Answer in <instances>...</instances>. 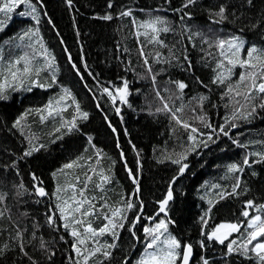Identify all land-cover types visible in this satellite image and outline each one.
<instances>
[{"label": "snow or ice", "instance_id": "snow-or-ice-1", "mask_svg": "<svg viewBox=\"0 0 264 264\" xmlns=\"http://www.w3.org/2000/svg\"><path fill=\"white\" fill-rule=\"evenodd\" d=\"M69 8L73 7V0H65ZM199 3V0H181L177 8H172V0H163L162 4L151 10V15L142 21H136L133 9L128 6L115 5V0H108L106 7L120 10L114 16L112 12H105L103 16L97 17L105 21L113 19L131 18L135 26L134 35L137 38L144 37V42L159 49H167L165 56L160 51L145 53V43L139 45V57L147 76L141 79H149L153 85L152 92L155 99L159 101L156 113L167 115L176 125L181 126L188 132V147L179 153L175 158L166 157L171 163L178 165L176 175L169 181V188L166 195L157 201V208L152 215H145L144 202L139 199L140 186L138 174H133L129 169V176L135 184L134 192L128 198L121 199V206L109 205L106 201V187L110 184L112 177L105 174L102 168H93L90 164L85 167L80 161L85 157H78L64 163L59 169L60 174H65L66 170L76 168L83 169L81 174L65 176L66 183L57 185L53 192H48L43 180L35 173H29L31 189L25 187L23 182L15 185V198L22 201L25 196L35 197L34 203H46L48 207L44 212V224L41 225L35 218L31 222V230L27 225H22L19 221L13 220L7 211L8 194L0 191V264H8L11 259L12 264H40L29 252V248L40 252L51 264L52 258L56 255L55 248L51 242L45 240L43 234L38 235L42 227H46L53 232L65 235L59 237L67 243L65 236L72 238V252L74 255L67 257L70 264H113V251L120 247V233L127 231L132 241L131 246L124 251L123 258L119 264H196L192 257L194 247L200 250L198 264H213V259L206 255L208 249L213 244L223 246L224 253L222 260L224 264H264V203H256L249 199L241 201L242 207L239 216L234 221H223L209 226L212 219L211 213L216 204L229 198L238 199L246 195L249 191L245 173L255 177L256 165H264V140L242 142L240 136L243 133H236L235 129L242 124L252 123L260 118V113L264 112V46H257L249 43L245 37V32L259 33L264 37V12L257 17H249L245 12L231 11L227 0L218 2L215 6L206 9L209 24L236 26V30L231 35L220 36L215 33L206 35L202 30L194 31L187 23L192 19L191 9ZM249 7L254 6V0H244ZM23 6V7H22ZM22 10L17 12V9ZM171 12L179 21V31L175 23L169 19ZM13 13L20 17L28 18L31 25L23 29L16 37L22 44L16 45L22 54L13 55L11 50L6 59L3 50L0 49V102L10 100V91H24L31 93L33 89L51 90L57 89L45 105L36 109H28L16 118L12 124L17 129L21 139V153L19 157L13 156L10 164L5 166L4 171H12L19 178V163L31 158L36 153L47 151L50 144L62 141L65 136L82 132V125L89 120V112L81 107L72 90L59 81V67L55 55L45 46L40 35V24L46 22L53 29L55 25L48 16L44 6V0H0V32H4L12 21ZM142 30V31H141ZM168 34L177 37L174 43L166 42ZM202 53L201 60L208 66L209 61L214 63L210 84L219 89L220 103L211 101V88L204 84L202 80L194 76L192 60L186 54L189 47L197 48ZM61 43L63 41L61 40ZM177 44L180 49H177ZM216 51L213 52L212 49ZM66 50V49H65ZM125 51H127L125 49ZM151 58L152 63H149ZM68 60L72 68L83 82L84 75L72 62L71 54ZM124 71L132 72L131 61H123ZM155 64L175 67L183 72L193 75L196 83L203 87L207 95L197 94L190 97V101H196L200 108L198 115H193L192 120H197L207 131H202L198 127L192 126L187 120L182 119L184 112L185 89L189 84L183 80L169 77L164 87L157 85V77L167 71L161 67L153 71ZM84 67L87 75L92 77L95 88L85 84L86 89L91 93L97 108H100V101L107 97L113 105L117 114L121 113V105L132 108L129 96L134 94L130 90V81L121 77L119 84L108 82L106 85L94 75L85 63ZM239 67L242 71L236 80H233L235 69ZM46 73V78H41V73ZM139 76L140 74L137 73ZM162 93H166L167 98ZM173 98L179 99L181 104L175 107ZM119 101V104L117 103ZM170 102L172 106L170 107ZM208 103L209 108L223 106L227 114L223 117V123L213 125L210 118L204 111V104ZM72 109L71 118L65 119L63 113ZM195 113V109H190ZM35 113L41 125L52 121L55 126L52 132L48 133L49 143L42 142L41 138L31 131V126L26 118ZM123 119V117H121ZM115 132L116 129L112 128ZM222 137L228 138L231 143L239 148L246 149L239 163H231L227 166L226 179H231L232 183L225 186L215 183L206 186L201 200H206L208 207L203 210L197 223L199 225V239L193 242L183 240L177 234H173L172 229L176 226V220L170 215L171 203L174 201L172 185L179 177L183 176L189 169L188 156L195 152L201 153L198 148H208L212 144H217ZM87 141L92 143V137L88 136ZM259 145V150H255L254 145ZM92 147L95 149V145ZM134 147V146H133ZM251 149V150H249ZM223 150V149H222ZM139 154V153H138ZM102 152L95 151V164H100ZM123 158V152H121ZM164 159L160 163H164ZM126 163V162H125ZM57 172L52 176L56 177ZM93 176L98 177V182L93 181ZM207 187L214 192V198H208ZM99 192V198L91 195V192ZM65 197L63 193L69 192ZM79 197V198H78ZM99 205V207H97ZM131 213V219L128 214ZM22 217H28V212H22ZM7 218L8 225L2 222ZM96 221L101 223L94 227ZM141 221L144 223L142 224ZM137 225H140L138 228ZM138 232H142L143 239ZM110 237L109 240H103ZM143 245L142 254L133 260L132 253L137 245ZM218 264V262H217Z\"/></svg>", "mask_w": 264, "mask_h": 264}, {"label": "trees", "instance_id": "trees-1", "mask_svg": "<svg viewBox=\"0 0 264 264\" xmlns=\"http://www.w3.org/2000/svg\"><path fill=\"white\" fill-rule=\"evenodd\" d=\"M162 2L163 0H115V5L131 7L136 21H142L147 19L152 14L151 10L161 5ZM218 2H224V0H199V3L191 9L192 19L187 23L192 26L194 31L202 30L206 35L215 33L225 36L231 35L236 30V26L230 24H209L206 9L215 6ZM107 3L108 0H73V7L69 8L65 0H44L47 14L52 19L55 28L53 29L42 21L39 26L40 35L45 46L56 57L59 67V81L72 90L81 107L88 111L90 116L89 120L82 125L81 133L67 135L62 141L50 144L47 151L42 150L19 163V178L10 170L4 171L5 166L11 163L13 156L18 158L22 150L21 136L18 130L12 127V124L26 110L45 105L58 90L33 89L31 93L10 91V100L0 102V191L8 194L7 211L12 219L19 221L22 225H27L29 230H31L33 218L41 225L44 224L43 214L48 207L46 203H34L35 197L25 196L22 201L15 198V185L23 182L25 187L31 189L29 173H35L39 176L43 180L46 190L51 193L57 185L66 183V175L71 180L69 173L72 175L81 174V179H83V169L81 168L66 170L65 174H60L59 169L64 163L81 156L85 157L84 160L80 161L85 167L90 164L93 168H102L105 174L112 177L111 183L105 185L106 201L109 205L119 207L121 206V199L128 198L135 190V184L129 176L128 170L130 169L133 174L139 176V199L144 202L145 215L150 216L157 208L156 202L166 195L169 181L176 175L178 168V165L171 163L166 157L175 158L190 143L187 140L188 132L186 130L176 125L167 115L155 112L159 106V101L155 99V94L152 92L153 85L149 79L140 78L147 76L142 60L138 55L139 45L144 42V37L137 38L134 35L135 26L132 24L131 18L125 17L112 21L97 18L109 11L115 16L120 10L118 7L108 9ZM227 3L230 5L231 11L245 12L252 18L264 12V0H254V6L251 8L244 3V0H227ZM180 4L181 0H172L171 7L177 8ZM22 7L17 9V12L21 11ZM168 17L175 23L178 32L179 21L171 12L168 13ZM30 25L31 21L28 18L13 13L9 26L4 32H0V49L3 50L6 59L10 50L13 55L22 54L21 49L16 47L22 42L16 37ZM245 37L249 43L264 46V37L259 33L246 31ZM164 38L170 44L177 39L173 34H168ZM144 43L146 54L160 51L163 55H168L167 49H159ZM197 45L195 49L189 47L186 53L192 60L194 76L210 86L211 101L220 103L219 89L210 84L214 76L212 68L215 65L211 61H209L208 66L203 63L198 41ZM176 47L178 50L180 49L179 44ZM212 51L215 52L216 49L213 48ZM68 54H71L72 62L84 75L83 82L72 68ZM126 59L131 61V67L134 71H124L123 61ZM85 63L88 70L98 76L99 80L106 85L108 82L119 84L121 77L128 79L130 90L134 93L129 96L132 108L121 105V113L117 114L108 98L104 97L101 99L98 109L91 93L85 87L87 84L95 88L92 77L87 75ZM149 63H152L151 58ZM161 67L167 68V71L157 77V85L164 87L169 77L188 83L189 88L185 89L183 101L185 108L184 112L180 114L181 118L187 120L192 126L207 131L199 121L191 119L194 114H199L200 108L197 107L196 101H190V97H195L197 94L207 95L206 90L196 83L193 75L178 68L155 64L153 71ZM241 71L239 67L235 69L233 80L238 78ZM137 73L140 75L138 76ZM46 75L42 72L41 78H46ZM162 94L167 98L168 94ZM173 100L175 107H179L181 101L176 98ZM117 103L119 104V101ZM169 106H172V102ZM203 107L213 125L223 123V117L227 114V110L223 106L209 108L206 102ZM190 109H195V113ZM71 112L72 109L70 108L63 113L65 119L71 118ZM24 123L29 124L31 131L40 137L44 143H49L48 133L57 126L52 121L41 125L34 112L26 118ZM112 128H115L116 131L113 132ZM236 133H243L240 136L242 142L264 140V112H261L260 118L255 119L252 123H244L235 129L233 136ZM88 136L92 137L91 144L87 141ZM93 144L95 149L92 147ZM254 147L255 150H259L258 144ZM97 150L102 152L99 165L95 164V151ZM197 151L201 154L196 155L193 152L188 156L186 162L190 165L189 169L172 185L174 201L171 203L172 211L170 213L176 220V226L172 229L173 234L193 243L200 238L197 221L203 210L208 207L206 200H201L200 196L204 195L206 186L215 183L225 186L231 184L232 180L225 178L227 166L231 163H239L247 150L234 146L228 138L222 137L217 144H212L208 148H198ZM121 152H123L124 159L121 158ZM161 159H164L165 162L160 163ZM54 171L58 173L56 177L52 176ZM255 171L258 174L255 177L249 175L248 172L245 173L249 189L246 195L235 200L232 198L222 200L215 205L209 226L223 221H234L239 216L242 207L241 201L253 199L258 204L264 203V165H256ZM93 181L98 182V177L93 176ZM207 191L209 193L208 198H214V192L210 187H207ZM69 194L70 191L63 193L65 197ZM91 195L99 198L98 190L91 192ZM25 211L28 212L26 218L21 216V213ZM128 216L131 219V213ZM2 222L5 226L8 225L7 218ZM100 223L101 221H96L93 226L96 227ZM141 223L144 222L141 221ZM137 227L139 228L140 225ZM40 234H43L44 239L50 241L55 248L56 255L52 258L51 264H70L67 257L74 255L72 238L65 236L67 240L65 243L59 239L65 233L62 231L56 233L46 227L40 229L38 235ZM137 235L143 239L142 232H138ZM102 239L111 242L110 237ZM131 243L128 232L122 231L120 233V247L113 251L115 258L113 264H119L124 254L121 249L127 251ZM28 250L35 259L40 261V264H49L40 252L32 248ZM142 251L143 245H137L132 253L133 260L138 258ZM223 253V246L213 244L206 255L213 259V264H217V262L224 264ZM199 256V248L194 247L193 262L196 264H198ZM8 264H12L11 259H9ZM24 264H27L26 259Z\"/></svg>", "mask_w": 264, "mask_h": 264}, {"label": "water", "instance_id": "water-1", "mask_svg": "<svg viewBox=\"0 0 264 264\" xmlns=\"http://www.w3.org/2000/svg\"><path fill=\"white\" fill-rule=\"evenodd\" d=\"M124 159V158H123ZM193 256H194V254H193ZM192 260H193V257H192Z\"/></svg>", "mask_w": 264, "mask_h": 264}, {"label": "bare ground", "instance_id": "bare-ground-1", "mask_svg": "<svg viewBox=\"0 0 264 264\" xmlns=\"http://www.w3.org/2000/svg\"><path fill=\"white\" fill-rule=\"evenodd\" d=\"M65 116V115H64ZM120 147V146H119ZM139 248V247H138ZM141 248V247H140ZM142 249V248H141Z\"/></svg>", "mask_w": 264, "mask_h": 264}]
</instances>
